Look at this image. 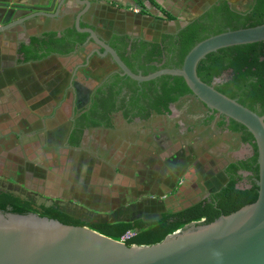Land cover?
<instances>
[{
  "label": "rangeland",
  "instance_id": "rangeland-1",
  "mask_svg": "<svg viewBox=\"0 0 264 264\" xmlns=\"http://www.w3.org/2000/svg\"><path fill=\"white\" fill-rule=\"evenodd\" d=\"M203 1L209 0H176L175 3L180 5L181 11L174 16L173 21L165 19L160 11L150 15L146 14L147 10H138L139 16L146 15L154 19V22L149 24L151 29L146 32L143 30L141 35L153 41V36L156 35L153 29H176L196 16ZM229 1L235 9L240 8L241 0ZM127 20L137 28V33L141 24H147L138 19ZM8 52L12 53L13 49H6V54ZM5 71L9 73L7 64ZM102 72L103 70H100L99 73ZM45 73L50 74L51 69L45 70ZM91 86L92 79L85 87L86 91ZM60 92L62 93V90ZM63 94L59 101L62 100ZM84 97L79 96L80 99ZM66 99L68 100V96ZM71 103L72 97H69L68 104L60 105L67 107ZM25 107L29 108L21 105L20 109ZM14 111L16 110L10 113L7 121L10 124L16 123L13 126L14 131L20 129L25 133L31 130L37 132L35 136L21 138L25 152L19 146L16 147L18 140L16 143L14 138L12 143L1 145L2 153L8 158L0 159V192H11L23 199L39 198L45 202L61 203L68 211L81 214L92 221H129L138 218L150 221L158 218L162 212L177 211L194 204L202 195L219 189L225 182L223 169L229 144L224 138L222 141L212 134H207L202 139L182 141L177 134L165 136L157 129L152 130L153 133L146 142H138L137 146L129 149L126 163H123L125 166L119 171H110L87 155L78 156L73 168L65 158V153L56 161L52 160L55 153L50 149L45 150L47 153L43 150L45 147L64 145L68 128L67 116L62 117L60 112L59 123H51L49 120L47 124L46 121L35 120L33 127L25 128L19 126L21 119L16 122L17 117H22L25 124L31 114L26 111L17 114ZM42 125L43 128H40ZM8 129L1 128V133L8 132ZM146 134L141 132L139 136L144 138ZM237 151L236 155L240 158L249 154L247 146H240ZM63 179L69 181L72 188L71 191L64 192V198L60 185ZM243 185L244 182L238 184L239 187Z\"/></svg>",
  "mask_w": 264,
  "mask_h": 264
},
{
  "label": "trees",
  "instance_id": "trees-1",
  "mask_svg": "<svg viewBox=\"0 0 264 264\" xmlns=\"http://www.w3.org/2000/svg\"><path fill=\"white\" fill-rule=\"evenodd\" d=\"M219 1L221 5L226 7L224 9H228V1ZM247 10H249L250 13H244V15L229 9L228 11L224 10L225 12L222 10L224 13H217L218 16L221 17L220 22L216 25L206 26L205 23L202 24L199 20L208 16L210 17L208 12L176 33L174 37L178 45L175 46L178 51V60L173 66L170 65L169 60L165 59L167 58L166 55L165 58H162L163 51L167 48H162L160 42L145 41V43H143L141 41V44H137L135 41L130 42L129 36L119 35L117 33L111 34L107 42L115 49L125 66L135 75H137L138 72L129 62L131 58L132 60L136 59L139 61L138 66L141 70L140 75L142 76H147L162 69H179L186 54L200 41L227 30L251 28L264 23V0H251L250 8L248 7ZM160 12L162 16L169 21L175 19L174 16L163 10ZM73 18L74 17H72V20ZM79 25L80 27L84 26L83 23ZM73 32L76 33L75 29H73ZM80 37L83 38L84 36L81 35ZM162 38H165V36L162 35ZM61 39L60 36H56L55 32L46 31L40 36L30 37L28 45L22 44L18 49L19 55L23 57L21 63L23 65L28 62L34 64V62L41 61L49 56L65 55L69 51L67 50L64 52L60 47L56 46V44L58 45V43L61 42ZM148 46H150L149 49H147ZM257 48L260 49V52L252 54L256 52ZM261 58H263V61H261ZM222 73H225V79H223L221 84L213 85V78L220 76ZM196 74L203 83L211 85L219 93L237 100L239 104L249 110L256 112L255 107L259 106L260 112H256L257 115H264L263 41L228 47L210 53L198 63ZM102 75L103 73H99L95 78H90L92 79V86L88 88L87 91H93L96 88ZM115 80L116 83L119 82L121 85H126V87L132 90V95L128 103L130 106L134 103L140 105V103L143 102L140 98H145L153 102L151 105L152 109L158 115L169 114L170 111L167 108L168 103H176L181 96H191L195 98L181 77L161 76L157 79L140 84L126 76L120 77L117 75ZM156 82H159L157 84L159 86V92L153 94L152 91L155 90H150V93H146L145 89ZM140 87L142 91L136 94V91L138 89L140 90ZM202 105L205 106L204 104ZM138 108L137 114L132 116H139L142 118L145 108L142 106H138ZM107 110L108 109L105 110L104 107V111L101 114L103 117L99 120L93 118H96L98 115L95 116V111L92 110L91 113H93V117H88L92 120L91 125H99L103 118H106L105 111ZM82 117L87 118V115L84 114ZM145 118L147 117L145 116ZM210 120L211 118L208 119V122ZM217 130L218 131L214 132V135L222 141H224L223 132L225 130H228L229 133H240L241 145H238V148L240 146H247L249 148V154L244 155L245 159L237 157L236 154L235 159L231 158L232 162L223 170L224 177L226 178L225 183L219 189L209 192L205 198L199 199L186 208L177 211L162 212L160 216L154 220L145 221L138 218L129 221L117 219L111 221H92L86 219L81 214L68 211L65 207L62 208L56 202L47 207L41 205L35 208L32 199H21L7 191L0 192V205L26 214H37L40 217L56 220L63 225L85 226L113 240L121 241L127 246H149L157 244L164 240L167 235H171L191 223L201 222V224H209L221 216H228L240 210L252 199L257 186L256 180L258 178L257 147L253 136L245 127L225 116L219 118ZM237 144L238 143H236V145ZM47 149L55 153V158L53 159L56 161L63 156L64 149L59 147H45V149H43L45 153H47V151H45ZM76 163L77 160L73 159V168ZM12 164L14 165V163ZM239 170L244 171L243 175L237 174ZM247 173H249L248 176ZM240 182H244V185L241 187L238 186ZM64 196L65 193H63V198ZM128 234L131 235L126 237Z\"/></svg>",
  "mask_w": 264,
  "mask_h": 264
},
{
  "label": "water",
  "instance_id": "water-1",
  "mask_svg": "<svg viewBox=\"0 0 264 264\" xmlns=\"http://www.w3.org/2000/svg\"><path fill=\"white\" fill-rule=\"evenodd\" d=\"M80 16L75 20L77 30L88 33L104 49L103 56L110 55L122 76L137 83L161 76L181 77L208 109L245 127L257 147V186L252 199L240 210L209 224L191 223L149 246H127L85 226L63 225L0 205V264H264V115L219 93L196 74L198 63L210 53L264 41V23L210 36L192 47L179 69H162L142 76L133 74L92 30H81ZM39 201L46 206L52 204Z\"/></svg>",
  "mask_w": 264,
  "mask_h": 264
},
{
  "label": "flooded vegetation",
  "instance_id": "flooded-vegetation-1",
  "mask_svg": "<svg viewBox=\"0 0 264 264\" xmlns=\"http://www.w3.org/2000/svg\"><path fill=\"white\" fill-rule=\"evenodd\" d=\"M209 1H203L197 9L196 16L176 29L171 31L153 29L156 34L153 36V42H160L162 48H167L163 51L162 58H165L166 55L167 58L165 59L169 60L171 66H173L178 60V51L175 47L177 42L174 35H176V33L180 30L186 28L191 22L208 12L210 17L208 16L199 20L202 24L205 23L206 26L218 24L221 17H219L217 13H224L226 10L228 11V9L242 15H244V13H250L247 9L248 7L250 8L251 0H241L239 9H235L229 0H225L229 3L228 9H224L226 7L221 5L219 0ZM222 10L225 11L222 12ZM75 19L76 17L72 20V15L62 16L59 19L48 21L44 27L46 32H55L57 37L60 36V38H62L61 42L58 43V45L56 44V46L60 47V49L64 52L67 50L69 51L63 55L64 62L62 63V66L66 67L65 69L67 71H71L69 75L70 79L67 80V83L64 86V92L66 94L68 92L72 94L71 106H73L74 109L71 118L72 126L68 131L64 145L59 147L64 149L63 153L66 154L65 158L68 162L72 164L73 159L77 160L78 156L87 155L91 160H95L96 162L103 164L110 171H119L125 166L123 163H126L125 161L127 156L130 153L129 149L135 145L137 146L136 143L138 142H146L149 136L153 133L152 130L156 131L158 129L165 136L169 134H177L178 138L182 141L202 139L203 136L207 134L214 135V132L218 131L217 125L219 118L222 115L208 109L206 106H203V103L197 100L196 97L181 96L176 103L169 102L167 108L170 113L164 115L156 114L151 106L153 102L145 98H140V100L143 101L140 105L134 103L130 106L128 103L132 95V90L126 87V85H121L119 82L116 83L115 80L117 75L122 77V73L119 72L121 70L115 63H113L109 54L103 56L105 52L104 49L96 44L88 33L77 30L74 23ZM95 20L96 18L92 12L84 13L79 19V24L83 23L84 26L80 27L79 25V28L81 30L90 29L95 32L97 37L109 48H111L119 57L115 49H113L107 42L108 37L116 32L104 27H101L98 30L96 28V24L94 23ZM73 29H75L76 33L73 32ZM156 31H158V33H156ZM81 35L84 37L81 38ZM162 35H164L165 38H162ZM133 41L137 44H141V41L143 43H145V41L152 42V40H148L141 34L137 36H130V42ZM149 48L150 46L147 47V49ZM259 52L260 49L257 48L256 52L252 54H257ZM261 59V61H263V58ZM130 60L131 61L129 62L132 64V67L137 70L138 74H140L141 70L138 66L139 61L136 59L132 60V58ZM92 62L95 64L98 63L96 66H98L100 70H103V75L96 88L93 91L89 90L86 92L84 99H80L79 94L75 93L72 88L73 80L79 71L89 68ZM225 77V73L214 77L212 84H221ZM158 83L159 82L149 85V87L145 89L146 93H150L152 90H155L152 91L153 94L158 93ZM141 91L142 88L140 87V90L138 89L136 94ZM66 94H63V98L60 101L62 104L67 102L65 101ZM137 105L145 108L142 118L139 116H132L137 114V110L139 109ZM104 107L105 110L108 109L105 111L106 118H103V120L101 119L102 122H100L99 125H91L92 120L88 118L93 117V113H91V111H95V116L98 115L96 118H93L99 120L103 117L101 114L104 111ZM255 110L256 112H260V107L256 106ZM84 114L87 115V118L82 117ZM145 116L147 118H145ZM210 118L211 120L208 122V119ZM141 132H146L148 135L146 134L144 135V138H141L139 136ZM223 134L229 144L228 156L225 158V169L226 166L230 165L232 162L231 158L235 159V154L238 152L237 148L238 145H241V140L240 133H229L228 130H225ZM236 143L238 144L236 145ZM53 158H55V156ZM242 159H245V157H242ZM243 173V170H239L237 172L238 175H243ZM248 175L249 173H247V176ZM60 185L63 193H67L72 189L71 183L69 181L66 182L65 179L61 181ZM207 195L208 193L202 195L200 199L205 198ZM20 198L23 199L22 197ZM25 199H32L34 201L35 208H38L41 205L46 206L45 203H41L39 201V198L36 199L27 197ZM59 205L61 207L63 206L61 203Z\"/></svg>",
  "mask_w": 264,
  "mask_h": 264
},
{
  "label": "crops",
  "instance_id": "crops-1",
  "mask_svg": "<svg viewBox=\"0 0 264 264\" xmlns=\"http://www.w3.org/2000/svg\"><path fill=\"white\" fill-rule=\"evenodd\" d=\"M175 1L0 0V29L16 23L4 31H0V148L3 143H12V138H14L16 139V143L18 140L16 147L19 146L25 152L21 138L36 135L37 131L34 132L33 130L28 133L22 132L20 129L14 131L15 127L13 126L16 123H7L10 113L13 110H16L14 112L17 114L23 113L24 111L31 114L29 121L25 122V124L23 123L22 117L20 118L17 115L18 120L16 122H19L21 119L19 126H25V128H31L33 127V122L42 120L46 121V123L49 120H51V123H54V121L55 123H59V117L61 118V115L64 118L67 116V134L72 126L71 118L74 107L71 104L67 107L61 106V102L59 101L61 94H66L64 92V86L67 80L70 79L69 75L71 72L62 66L64 62L63 56H49L46 59L34 62V64L28 62L23 65L21 63L23 57L18 53V49L22 44L28 45L30 37L40 36L45 32L44 27L48 21L69 15L75 18L77 17L76 15L92 12L96 18L94 23L98 30L104 27L111 29L119 35H127L129 37L137 36L142 34L141 32L143 30L145 32L149 31L151 29L149 24L154 22V19L146 15L139 16L138 10H147L146 14L150 13V15H155L156 11L163 10L172 16H177L180 14L181 7ZM37 13H46L49 16H35ZM130 18L145 21L147 24L145 26L141 24L138 27L139 33H137V28L127 20ZM113 26L114 28H118V30H115ZM6 49H9V51L13 49V52L6 54ZM5 64L8 66L9 73L5 71ZM97 64L92 62L90 66L92 68L89 67L81 70L75 75L72 84L75 93L78 92L81 96H85V86L90 81V78H95L100 72V68L96 66ZM47 69H51L50 74L45 73ZM61 90L62 93L60 92ZM71 95L70 92L66 94L68 96V100H65L67 102L64 101L66 104L69 103V97ZM21 105L29 108L26 109L25 107V109H20ZM32 112H34L33 115ZM60 112L62 113L61 115ZM6 127L9 128V131L1 133V128ZM40 128H43V125ZM2 152L1 148L0 159L7 160L8 157ZM24 158L27 159L26 156Z\"/></svg>",
  "mask_w": 264,
  "mask_h": 264
},
{
  "label": "built area",
  "instance_id": "built-area-1",
  "mask_svg": "<svg viewBox=\"0 0 264 264\" xmlns=\"http://www.w3.org/2000/svg\"><path fill=\"white\" fill-rule=\"evenodd\" d=\"M126 237H128V235H126Z\"/></svg>",
  "mask_w": 264,
  "mask_h": 264
}]
</instances>
